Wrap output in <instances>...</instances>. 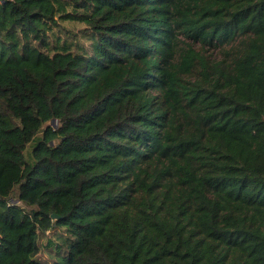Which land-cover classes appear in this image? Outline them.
I'll use <instances>...</instances> for the list:
<instances>
[{
  "label": "trees",
  "instance_id": "trees-1",
  "mask_svg": "<svg viewBox=\"0 0 264 264\" xmlns=\"http://www.w3.org/2000/svg\"><path fill=\"white\" fill-rule=\"evenodd\" d=\"M0 264H264V0H0Z\"/></svg>",
  "mask_w": 264,
  "mask_h": 264
},
{
  "label": "rangeland",
  "instance_id": "rangeland-1",
  "mask_svg": "<svg viewBox=\"0 0 264 264\" xmlns=\"http://www.w3.org/2000/svg\"><path fill=\"white\" fill-rule=\"evenodd\" d=\"M58 233H60L59 230H56V231H52V232L47 233V235L45 236L46 238H44V239L42 240V245H43V246H47V244H48V240L51 239V238L53 239L52 236H55V235L58 234ZM46 251H49V249H46ZM46 256H47L46 254H41L40 257L45 258Z\"/></svg>",
  "mask_w": 264,
  "mask_h": 264
},
{
  "label": "water",
  "instance_id": "water-1",
  "mask_svg": "<svg viewBox=\"0 0 264 264\" xmlns=\"http://www.w3.org/2000/svg\"><path fill=\"white\" fill-rule=\"evenodd\" d=\"M52 218L53 219H56V218H58V216L57 215H53Z\"/></svg>",
  "mask_w": 264,
  "mask_h": 264
}]
</instances>
